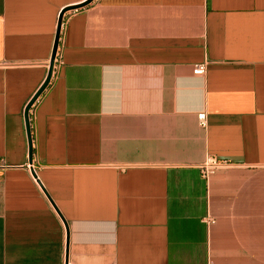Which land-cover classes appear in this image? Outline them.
<instances>
[{
  "label": "crops",
  "instance_id": "0c3cea01",
  "mask_svg": "<svg viewBox=\"0 0 264 264\" xmlns=\"http://www.w3.org/2000/svg\"><path fill=\"white\" fill-rule=\"evenodd\" d=\"M85 1L0 0V264H65V224L67 264H264V0L66 12L29 164L24 109ZM208 156L230 166L205 181Z\"/></svg>",
  "mask_w": 264,
  "mask_h": 264
},
{
  "label": "water",
  "instance_id": "95a60500",
  "mask_svg": "<svg viewBox=\"0 0 264 264\" xmlns=\"http://www.w3.org/2000/svg\"><path fill=\"white\" fill-rule=\"evenodd\" d=\"M93 0H87L84 3L74 6V7H67L61 10L58 16V21H57V28H56V33H55V38H54V43H53V48L51 52V57L48 65V70L46 77L40 87L37 89V91L34 93L30 101L27 103L25 109H24V122H25V129H26V135H27V141H28V163H32V140H31V131H30V124H29V111L31 110L32 106L36 102V100L42 95V93L46 90L48 87L52 73L54 70V65H55V60H56V55H57V49H58V44H59V37H60V31H61V25L63 21L64 14L68 11H73L76 9L83 8L90 4ZM34 174V172H33ZM35 175V174H34ZM65 230H66V244H65V252H66V258H65V264H67V254H68V244H69V233H68V227L65 224Z\"/></svg>",
  "mask_w": 264,
  "mask_h": 264
},
{
  "label": "built area",
  "instance_id": "2783aa9c",
  "mask_svg": "<svg viewBox=\"0 0 264 264\" xmlns=\"http://www.w3.org/2000/svg\"><path fill=\"white\" fill-rule=\"evenodd\" d=\"M57 57V55H56ZM56 62V60H55ZM206 63L196 64L193 67V75L197 77H203L206 74ZM198 125L201 128H205L207 126L206 115L204 112H200L197 114ZM230 164L226 160H222L213 156H208L204 162L199 166L200 176L203 180L207 181L213 175L221 170H225L229 168ZM203 222L207 225H212L215 223L213 218L206 217L203 219Z\"/></svg>",
  "mask_w": 264,
  "mask_h": 264
}]
</instances>
